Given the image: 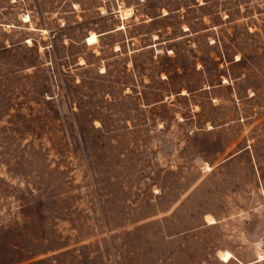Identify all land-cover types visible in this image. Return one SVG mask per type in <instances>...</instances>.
I'll list each match as a JSON object with an SVG mask.
<instances>
[{"label":"rangeland","instance_id":"374dc122","mask_svg":"<svg viewBox=\"0 0 264 264\" xmlns=\"http://www.w3.org/2000/svg\"><path fill=\"white\" fill-rule=\"evenodd\" d=\"M0 264H264V0H0Z\"/></svg>","mask_w":264,"mask_h":264},{"label":"bare ground","instance_id":"6f19581e","mask_svg":"<svg viewBox=\"0 0 264 264\" xmlns=\"http://www.w3.org/2000/svg\"><path fill=\"white\" fill-rule=\"evenodd\" d=\"M213 223V222H212Z\"/></svg>","mask_w":264,"mask_h":264}]
</instances>
